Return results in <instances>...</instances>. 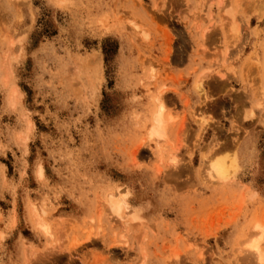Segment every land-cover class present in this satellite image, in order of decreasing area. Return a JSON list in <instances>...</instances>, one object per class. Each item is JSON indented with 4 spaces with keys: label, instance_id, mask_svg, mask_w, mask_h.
<instances>
[{
    "label": "rangeland",
    "instance_id": "rangeland-1",
    "mask_svg": "<svg viewBox=\"0 0 264 264\" xmlns=\"http://www.w3.org/2000/svg\"><path fill=\"white\" fill-rule=\"evenodd\" d=\"M256 224L264 0H0V264H258Z\"/></svg>",
    "mask_w": 264,
    "mask_h": 264
},
{
    "label": "bare ground",
    "instance_id": "bare-ground-1",
    "mask_svg": "<svg viewBox=\"0 0 264 264\" xmlns=\"http://www.w3.org/2000/svg\"><path fill=\"white\" fill-rule=\"evenodd\" d=\"M232 27V26H231ZM234 27L232 28V32ZM237 30V29H236ZM236 33V31H235ZM198 86V85H197ZM198 88V87H197ZM200 89V88H199ZM13 92V90H12ZM203 93V92H202ZM15 92H13L14 96ZM156 101L158 103L157 109L153 115V127L150 131V136L160 141H165L167 139L166 135V126H167V119L164 115V106L161 103V94L160 92L156 93ZM153 139V138H152ZM162 141V142H163ZM233 156L226 160V158H214L213 160L208 162L207 167V178L220 181V182H226L230 179H232L237 172L240 169L241 164V157L240 153L235 150ZM174 161V158L171 160ZM37 177L43 176V170L41 167L37 169ZM108 206L111 211V213L124 223L128 222H139L142 220L140 209L132 208V206L125 201L124 194L121 192H117L115 195L109 196ZM33 215L35 217L34 221L36 222L37 226L43 231L47 232L49 231L47 223L43 220L41 213L37 209H33ZM258 223V222H257ZM253 228V225H252ZM254 229L257 231L258 235L254 234L256 233L254 230L252 232V237L245 242L244 245H246V252L248 251L250 255L255 257L256 261L259 263H262L264 261V257L262 256V253L260 251L261 243L264 241V225L256 224L254 226ZM263 245V243H262Z\"/></svg>",
    "mask_w": 264,
    "mask_h": 264
}]
</instances>
